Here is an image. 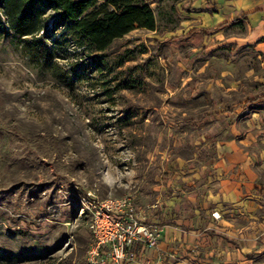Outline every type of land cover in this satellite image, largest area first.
<instances>
[{
  "label": "rangeland",
  "instance_id": "obj_1",
  "mask_svg": "<svg viewBox=\"0 0 264 264\" xmlns=\"http://www.w3.org/2000/svg\"><path fill=\"white\" fill-rule=\"evenodd\" d=\"M146 1L157 32L135 29L116 41L103 55V74L73 35L53 29L49 11L53 71L0 38V264H85L92 237L82 199L133 194L152 203L160 154L172 149L169 116L153 108L172 109V30L180 18L175 0ZM238 65L240 77L257 67L250 59ZM179 101L186 110L204 106Z\"/></svg>",
  "mask_w": 264,
  "mask_h": 264
},
{
  "label": "crops",
  "instance_id": "obj_2",
  "mask_svg": "<svg viewBox=\"0 0 264 264\" xmlns=\"http://www.w3.org/2000/svg\"><path fill=\"white\" fill-rule=\"evenodd\" d=\"M176 5L172 109L153 108L169 116L172 137L148 203L161 232L157 249L134 247V264H264V0ZM246 59L257 67L240 77ZM179 100L204 106L186 110Z\"/></svg>",
  "mask_w": 264,
  "mask_h": 264
},
{
  "label": "trees",
  "instance_id": "obj_3",
  "mask_svg": "<svg viewBox=\"0 0 264 264\" xmlns=\"http://www.w3.org/2000/svg\"><path fill=\"white\" fill-rule=\"evenodd\" d=\"M150 4L146 0H0V38L15 40L32 63L53 71L45 19L49 11L53 29L73 35L79 48L94 54L102 73L103 55L116 41L135 29L157 32Z\"/></svg>",
  "mask_w": 264,
  "mask_h": 264
},
{
  "label": "built area",
  "instance_id": "obj_4",
  "mask_svg": "<svg viewBox=\"0 0 264 264\" xmlns=\"http://www.w3.org/2000/svg\"><path fill=\"white\" fill-rule=\"evenodd\" d=\"M81 201L82 213L89 216L92 237L85 264H134L138 257L133 249L137 244L146 250L157 249L161 227L148 219L154 206H137L133 194ZM212 216L218 218L216 213Z\"/></svg>",
  "mask_w": 264,
  "mask_h": 264
}]
</instances>
